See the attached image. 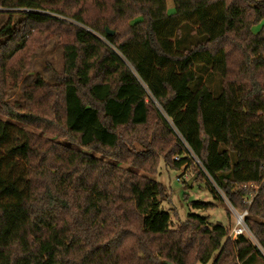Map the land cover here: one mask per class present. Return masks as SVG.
<instances>
[{"label": "trees", "instance_id": "trees-1", "mask_svg": "<svg viewBox=\"0 0 264 264\" xmlns=\"http://www.w3.org/2000/svg\"><path fill=\"white\" fill-rule=\"evenodd\" d=\"M167 1L0 0V264H264L149 176L198 159L264 249V0ZM56 35L57 81L8 100Z\"/></svg>", "mask_w": 264, "mask_h": 264}, {"label": "rangeland", "instance_id": "rangeland-1", "mask_svg": "<svg viewBox=\"0 0 264 264\" xmlns=\"http://www.w3.org/2000/svg\"><path fill=\"white\" fill-rule=\"evenodd\" d=\"M169 11L173 10L172 0H168ZM20 10L14 9H2L0 8V27L4 25L9 18H15V13ZM14 13V14H13ZM13 14V15H12ZM59 18H63L58 16ZM254 31L259 29V26L253 28ZM35 29H31L33 33ZM35 53L28 67L26 68L22 78L18 81L17 86L14 89L9 90L8 100H19L23 99V88L25 85L32 83L35 80L36 74L43 78L57 81L54 72H60L63 69V53L62 46L58 39V36H52L49 39L48 44L45 48H36ZM54 70V71H53ZM4 118L3 116H0ZM18 124L25 128L32 130L36 133H40L39 130L25 126L22 123ZM47 135V134H44ZM195 164L193 166H183L181 169H172L167 167L163 161H161L157 174L149 175L152 178L162 182L168 188V197L163 202V208L169 211L174 226H177L181 221L186 219L189 212H195L201 215H208L209 220L213 223L222 222L225 224L229 231H231L237 223V209H235L221 190L215 185L213 180L208 179L198 180L199 172L198 167L202 169L201 163L195 158ZM200 170V169H199ZM197 174V177L193 180L191 187L186 185L189 179ZM180 178L178 180L177 178ZM213 187V190L209 187V184ZM255 191L247 198V203L250 204L253 195L258 190V185H251ZM188 194L189 200H201L211 202V207L207 209H192L188 206V201L185 200L184 194ZM251 200V201H250ZM248 228V227H247ZM249 230V229H248ZM230 233V232H229ZM264 254L263 247L257 242L254 235L249 231L246 235ZM203 264V263H197ZM206 264H212V260Z\"/></svg>", "mask_w": 264, "mask_h": 264}, {"label": "built area", "instance_id": "built-area-1", "mask_svg": "<svg viewBox=\"0 0 264 264\" xmlns=\"http://www.w3.org/2000/svg\"><path fill=\"white\" fill-rule=\"evenodd\" d=\"M180 180V178H177ZM251 201V200H250ZM248 215V211L244 210L242 212H237V223L236 226L230 231L229 237L232 240L237 239L240 235H248L249 230L247 228L245 217Z\"/></svg>", "mask_w": 264, "mask_h": 264}, {"label": "water", "instance_id": "water-1", "mask_svg": "<svg viewBox=\"0 0 264 264\" xmlns=\"http://www.w3.org/2000/svg\"><path fill=\"white\" fill-rule=\"evenodd\" d=\"M107 33L109 35H113L114 34V31L113 30H110L109 28H107ZM197 177V174L195 176H193L191 179L188 180V185L191 186L193 180ZM164 264H173L169 261H164Z\"/></svg>", "mask_w": 264, "mask_h": 264}]
</instances>
